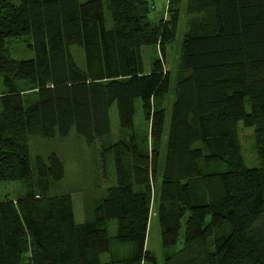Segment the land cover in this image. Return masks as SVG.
Masks as SVG:
<instances>
[{
  "label": "trees",
  "instance_id": "obj_1",
  "mask_svg": "<svg viewBox=\"0 0 264 264\" xmlns=\"http://www.w3.org/2000/svg\"><path fill=\"white\" fill-rule=\"evenodd\" d=\"M181 0H167L176 16ZM152 0H0V264H158L146 249L153 185L162 264H264V0H186L178 74L164 48L176 20H148ZM21 43L31 58L16 61ZM143 47H155L149 71ZM77 49L83 65L70 50ZM46 94L38 97V91ZM140 101L145 127H134ZM116 109L118 138L110 134ZM42 118L99 144L115 185L74 221L72 196L38 176L25 154ZM252 129L244 164L238 124ZM161 165V167H160ZM104 180V181H105Z\"/></svg>",
  "mask_w": 264,
  "mask_h": 264
},
{
  "label": "rangeland",
  "instance_id": "obj_2",
  "mask_svg": "<svg viewBox=\"0 0 264 264\" xmlns=\"http://www.w3.org/2000/svg\"><path fill=\"white\" fill-rule=\"evenodd\" d=\"M83 1V0H81ZM153 8L148 16L152 23H158L161 19L176 20V32L174 39L164 48L163 63L170 76L169 91L166 95V111L173 100V89L175 78L178 74V59L182 36L185 30V1L181 0L177 16L166 11L167 0H152ZM10 57L16 61L31 58L29 50L24 51L21 43H14L10 47ZM74 61L83 65V57L79 50L71 49ZM144 71H149L152 58L159 56L155 47H143L141 50ZM1 90V86H0ZM46 90L38 91V97L46 94ZM110 134L103 140V144L109 145L118 138V120L116 109L113 106L109 110ZM144 117L141 111L140 101L135 103L134 127L143 129L145 127ZM238 136L241 155L247 168L257 166L253 153L252 129H247L238 124ZM25 159L38 176L49 178L57 187L56 192H69L72 196V207L74 221L82 222L86 204L91 205L92 199L99 197L104 191L115 185V177L112 170H108V180L102 178L99 160V144L87 147L84 140L76 135L70 123L42 118V124L38 131L28 133V146ZM161 167V165H160ZM160 176H157L153 185L150 214L148 221V232L146 237V249L152 252L158 264H162L159 229L156 220L157 190L160 184ZM105 180V181H104ZM17 183H0V199L13 198L19 188ZM21 255L25 264H31L29 243L26 238L20 244Z\"/></svg>",
  "mask_w": 264,
  "mask_h": 264
}]
</instances>
